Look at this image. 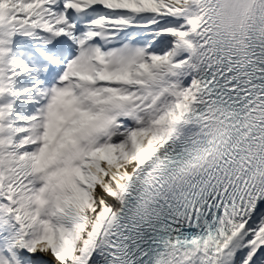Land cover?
<instances>
[{"label": "snow or ice", "instance_id": "1", "mask_svg": "<svg viewBox=\"0 0 264 264\" xmlns=\"http://www.w3.org/2000/svg\"><path fill=\"white\" fill-rule=\"evenodd\" d=\"M0 264H264V0H0Z\"/></svg>", "mask_w": 264, "mask_h": 264}]
</instances>
